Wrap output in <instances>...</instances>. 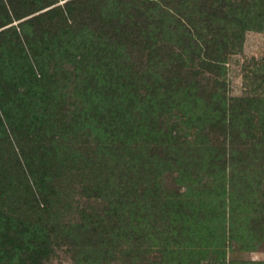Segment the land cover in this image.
I'll use <instances>...</instances> for the list:
<instances>
[{
	"label": "trees",
	"instance_id": "trees-1",
	"mask_svg": "<svg viewBox=\"0 0 264 264\" xmlns=\"http://www.w3.org/2000/svg\"><path fill=\"white\" fill-rule=\"evenodd\" d=\"M250 31L264 0H0V264L264 249V57L222 79Z\"/></svg>",
	"mask_w": 264,
	"mask_h": 264
},
{
	"label": "rangeland",
	"instance_id": "rangeland-1",
	"mask_svg": "<svg viewBox=\"0 0 264 264\" xmlns=\"http://www.w3.org/2000/svg\"><path fill=\"white\" fill-rule=\"evenodd\" d=\"M264 57V32L250 31L244 35L242 47L236 53L228 56L225 66V76L228 95L239 97L245 94L246 85L250 72L255 68L256 62ZM174 174L163 176L162 186L166 189H176L173 180ZM68 206L62 207L60 212L62 222H71L77 219V211L85 206L86 201L78 197V194L68 198ZM100 205V204H99ZM95 205V206H99ZM101 206V205H100ZM239 246L232 245V250H227L226 264H252L264 262V249L258 246L254 252H244L239 250ZM46 264H75L70 254L64 248L56 249L49 262Z\"/></svg>",
	"mask_w": 264,
	"mask_h": 264
}]
</instances>
